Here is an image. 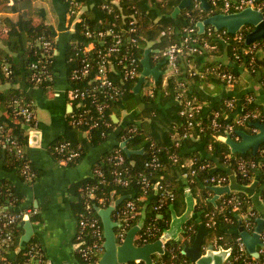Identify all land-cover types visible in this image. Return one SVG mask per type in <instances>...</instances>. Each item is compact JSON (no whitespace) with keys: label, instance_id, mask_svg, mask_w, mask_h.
I'll use <instances>...</instances> for the list:
<instances>
[{"label":"trees","instance_id":"obj_1","mask_svg":"<svg viewBox=\"0 0 264 264\" xmlns=\"http://www.w3.org/2000/svg\"><path fill=\"white\" fill-rule=\"evenodd\" d=\"M65 1L67 10L68 4ZM88 5L86 15L93 22L106 21L108 24L113 21V15L102 9V4L105 0H84ZM182 0H121L120 5L124 10V14H136L139 25L140 40L136 48V54L140 57L139 69L143 70L144 66L142 59L145 54V49L150 41H154L153 49L160 51V59L154 60L157 52L151 54V65H156L159 62L165 61L162 57V52L174 43H178L183 38V29L186 27H194L195 35L199 38L202 44L208 43L216 45V49L221 50L223 47L222 41L217 39L218 34L223 30H217L213 26H207L204 33L199 32L198 22L207 19L209 16L222 13L221 9L211 6L209 9L203 7L200 0H193L192 4L183 9L181 13L174 18L172 16L175 8ZM0 84H8L6 89L0 88V124H3L6 129H10L12 133L18 137L25 149L29 143V135L26 125L22 120L15 115L12 102L15 98L24 96L28 100H33L28 91L23 89L20 84L26 82L29 84L30 64L37 59L35 42L40 37L55 40L57 37L56 27L47 21V12L44 7L36 6L34 0H0ZM15 14L16 17H13ZM251 26H245L236 34L227 33L224 35L227 41V49L230 58L235 62V68L219 65L217 62H211L204 68L203 74L196 75L194 70L189 69L188 62L193 60L196 54L181 57L178 62V73L176 76L169 78V83L166 88L163 87V80L157 82L152 94L135 93L134 87L138 80L126 81L124 84V92L115 100H113L108 109L107 115L112 122L111 128L106 129L107 136H103L104 128L88 127L87 125H75L71 121V114L68 115V125L65 135L56 142L68 141L73 147H81L84 152L88 149L89 144H99L105 141L115 127V122L112 114L120 115L123 111L133 112L140 107L137 113V119L140 124L132 133L128 132V128L120 133V140H128V146L133 150L143 149L142 154H134L128 156L124 149L122 153L125 156V162L122 165H116L109 160V157L114 154L111 149L106 152L103 157L98 160L94 166L101 167L104 173L105 181L99 180L96 176L89 177L75 184L72 191L78 199L75 209L78 213H84L86 217H95L99 220L103 227L101 217L98 215L94 205L106 208L110 205L112 193L116 197L129 195L117 208L120 209L128 201H135L140 212L139 218L144 215V227L138 232L135 238V243L139 246L147 243L155 242L160 239L163 231L170 226L172 219L171 205L174 206L178 214H182L186 209L185 194L190 189L193 195L197 198L196 212L200 213L201 222L192 219L185 225L184 241H170L165 245V252L160 254V259H154V264H194L189 257L182 253L184 247L192 245L200 223H203L209 231L205 242L211 243L213 239H217V246L230 248L231 259H234L239 254L237 238L240 237L238 232L240 223L238 216L248 212L251 204L250 199L243 192H232L222 195L216 203L210 201L214 195L211 187V177L225 176L230 182V174L234 172L235 181L242 186H246L252 182L253 176L260 173L261 180L259 186L262 187V198L264 200V144L260 147L257 154L251 151L247 153H232L229 145L217 139V136L226 134L224 126L227 123H233L231 117L232 109L226 104L220 108L216 106L215 111L210 112L206 117L203 116V108L194 111L193 116L183 115L184 100H201L200 96L190 90V82L195 84L213 83L216 86L226 84V81L221 79L217 71H227L239 76L240 66H244L255 78L264 81V59H260L253 49V44L246 43V35L252 30ZM80 23L76 24V32L74 38L81 35ZM242 34L243 39L240 41L237 36ZM57 41L55 40V45ZM240 49L254 50L243 55L241 60L235 59V52ZM70 47H68V54ZM255 52V53H254ZM67 54V55H68ZM252 57H255L252 60ZM8 64L12 73L9 77L5 76L3 64ZM55 64H53L54 70ZM167 64L163 65V69ZM70 70L71 66L68 64ZM184 83V85H179ZM31 84V83H30ZM49 83H43L37 87H45ZM34 87V84L32 85ZM179 92L185 95L182 101L171 103L172 98L176 97ZM170 104V105H168ZM167 106V108H166ZM166 108V110H164ZM220 108V109H219ZM246 110L256 109L254 103H249L245 107ZM218 113V114H217ZM229 114V116H228ZM214 121H217L222 126L214 127ZM189 122H192L189 125ZM249 121L246 125L236 127L235 130L243 129L248 133H256V128ZM178 134V138H174ZM187 136L185 137V135ZM236 137L238 134L233 133ZM202 145V147H201ZM115 149V148H114ZM200 150L207 155H202ZM50 151L55 159L57 154L53 147ZM159 158V166L147 167L146 163L153 156ZM215 157L219 165L210 158ZM193 158L192 166L186 165V160ZM255 162L258 165L256 171L249 170L251 177L243 176L240 170V163ZM76 163V162H75ZM73 163V164H75ZM20 165V161L15 155L2 145L0 155V169L6 171H15ZM124 171L125 177L128 178L129 184L123 185L118 182L117 175L114 171ZM195 170V174L191 172ZM144 179L150 181V185L144 182ZM10 185L5 179H0V186L7 187ZM13 190L17 193L13 185ZM94 187V197H90L89 190ZM198 190H200V195ZM165 191H171L174 195V200H166L162 203L163 194ZM244 198V202L240 205V209L234 208V204L228 202L233 196ZM89 206V208L87 207ZM255 211V210H254ZM215 212L214 219L216 220L215 227L207 226L209 217L207 213ZM229 217L230 221L226 218ZM35 217H32L34 220ZM257 215L250 220L257 226ZM113 219L117 220L116 211L113 213ZM139 219V221H140ZM132 221L134 226L139 221ZM255 226V227H256ZM254 227V226H253ZM16 239L14 249L20 244L22 235L21 226L16 228ZM150 229L153 234L146 236L144 241L142 234ZM252 232L251 229H249ZM84 239L90 243L94 240L88 232ZM31 243L41 247L40 241L33 238ZM29 244V245H30ZM260 248V247H259ZM27 250L22 251L17 255V261H24L27 256ZM81 264H97L98 257H94L90 261L84 260L78 253ZM257 264H264V252L260 253L255 261ZM126 264H145V262H128ZM232 264H244L243 260L233 261Z\"/></svg>","mask_w":264,"mask_h":264},{"label":"built area","instance_id":"obj_2","mask_svg":"<svg viewBox=\"0 0 264 264\" xmlns=\"http://www.w3.org/2000/svg\"><path fill=\"white\" fill-rule=\"evenodd\" d=\"M120 1L121 0H105L102 4V9L113 15V21L108 24L103 20L100 22L89 20L86 15V10L90 5H88L86 1L66 0L68 4L67 16L69 28L72 33V38L69 42L70 52L67 55V62L71 66L69 70L70 84L66 90L69 104L72 105V111L70 113L71 121L75 125H87L89 128H104L102 132L103 136H107L105 130L112 126V122L107 115V109L110 103L124 92V84L126 81L139 80L143 74V70L139 69L140 57L136 54V48L141 37L139 35L138 19L136 18V14H138L139 11L134 10L133 13L124 14ZM208 1L211 6L213 5L221 9L222 13H237L248 7L264 12V0ZM78 23H80L81 35L78 38H74L76 24ZM195 33L196 29L194 27L184 28V35L181 41L170 45L162 52V57L165 58L167 66H170L174 70V75L178 73V62L181 57L198 54L208 48L216 49V45H210L207 42L202 44ZM227 33L229 32L223 29V32L218 34L217 39L223 43H227L224 37ZM237 39L241 41L243 39L242 34L238 35ZM55 40L57 41V37ZM55 40L47 39L44 36L36 40L35 47L38 57L30 64V74L28 76L30 80L29 85L33 83L34 87H37L40 84L49 83L53 80L54 70L52 66L56 64L57 57ZM252 44L253 49L257 52L258 49L264 47V39ZM254 50H237L234 54L235 59L241 60L243 55ZM157 53L154 60L160 59V51ZM254 58L255 57H252V60ZM3 71L6 77H9L12 73L7 63L3 64ZM217 74L229 85L236 80V75L231 72L219 70ZM147 81L148 90L146 93L152 94L157 82L151 75L145 78L141 87V92ZM179 85L182 86L184 83ZM184 95L183 92H179V94L176 95L179 102L182 101ZM195 102V99L184 100L185 106L182 114L189 117L193 116L194 111H198L199 109V106L196 105ZM226 104L229 108L234 107V103L231 101L226 102ZM12 105L15 115L22 120L27 129L31 130L38 127L33 100H28L24 96H20L14 99ZM249 121H261L264 123V114L259 110H244L238 117L234 118L233 123H227L224 126L226 134H221L217 136V138L220 137L225 139L228 136H233L236 127L244 126ZM191 124L192 122H189V125ZM213 126L221 127L222 125L214 121ZM135 130L136 127L128 128L129 133ZM186 136L187 134L185 137ZM238 137L239 136H236V138ZM2 145L5 146L10 154L15 155L20 161V165L16 168V171L20 174L22 179L27 183L36 182L39 179V173L33 167L24 145L10 129H6L3 124H0V155L2 152ZM52 147L58 155L56 161L61 167L70 166L83 156L81 147H73L68 141L55 142L51 145V148ZM114 148V154L109 157V160L116 165L124 164L125 156L121 150L123 148L120 144ZM146 165L147 167L159 166V158L156 155L153 156ZM239 167L245 177H251L249 170L256 171L258 169V165L255 162L248 163L242 161ZM191 173L195 174V170ZM114 174L117 175L118 182L123 185L129 184V180L125 177L126 173L124 171L116 170ZM93 175L99 180L105 181L101 167H95L93 169ZM144 182L150 185V181L144 179ZM210 182L214 183V185L229 184L228 178L225 176H213ZM89 191L90 197H94V187L90 188ZM166 200H174V195L171 191H165L163 194L162 203ZM21 202L20 196L13 190L11 185L7 187L0 186V264H44L46 263V255L43 248L35 243L30 244V242L27 244L26 248L22 250H27V256L24 261L16 260L17 255L22 252L17 253L16 251L20 244L14 249L16 228L19 227L21 222L26 218L32 219L35 213V210L32 208L22 209ZM228 202L233 203L234 208L240 209V205L244 202V198L235 195L230 198ZM87 207L89 208V206ZM117 208L115 209L117 217L115 221L118 223V226L115 232L117 242L120 244L126 238L128 231L133 227L131 220L139 221L140 212L136 202L132 200L128 201L120 209L117 210ZM207 215L209 217L207 226L215 227L217 224L214 219L215 212H209ZM244 216L243 225L245 229L247 231L251 229L252 232H255L256 225H254L250 219L256 216V212L248 208V212L244 213ZM226 220L230 221V218L227 217ZM79 223L80 256L86 261H90L94 257L100 259L104 253V229L100 225L99 220L95 217H86L84 213H80ZM143 227L144 225L141 229ZM88 232L94 238L90 243L84 239V236ZM152 234L150 229L146 230V232L142 234L144 241ZM261 240L262 244L257 248L259 254L264 252V232L261 235ZM211 245L217 246V239H215V242ZM237 245L239 254L236 255L234 259H231L230 255L227 264H232L233 261L239 259L243 260L244 264H257L255 262L257 257L248 252L241 236L237 238ZM160 264L165 263L161 262Z\"/></svg>","mask_w":264,"mask_h":264},{"label":"crops","instance_id":"obj_3","mask_svg":"<svg viewBox=\"0 0 264 264\" xmlns=\"http://www.w3.org/2000/svg\"><path fill=\"white\" fill-rule=\"evenodd\" d=\"M34 3L36 6L46 9L47 21L53 24L58 32L56 44L57 57L53 80L47 86L41 88L30 86L26 80L20 84L23 89L31 94L34 104L39 105L43 113L47 114L46 119L38 120L37 118V128L27 129L29 143L26 147V152L33 167L39 173V179L34 183H27L16 170L11 172L3 170V168L0 169V179H5L10 185L14 186L22 200V209L32 208L35 210L32 216L35 217L34 220L30 219L33 226L31 240L37 238L40 241L46 255L45 264H81L78 257L80 223L75 209L78 199L72 191V187L84 179L93 176L94 164L107 151L123 142L119 138L122 131L130 126L137 127L140 124V120L137 119L140 107L133 112L123 111L120 115L113 113L112 118L115 122V127L107 139L99 144H89L82 158L75 164L61 167L53 157L50 148L53 143L65 135L68 125L70 104L66 90L69 87L70 81L67 54L72 33L69 28L65 1L34 0ZM0 15L2 14L0 13ZM12 16L16 17L15 14H12ZM222 44L221 50L214 48L204 49L203 52L196 54L193 60L189 62L187 60L189 69L194 70L196 75H201L206 69L204 67L211 62L235 68L236 64L228 54L227 44L223 42ZM256 53L260 59H264V47L258 49ZM154 66L152 65V67ZM161 69L165 71V74L161 78L163 80V87L166 88L169 78L176 75H174V70L170 66L165 67V69L162 66ZM239 70L241 74L239 76L236 75V80L231 85L227 84V82L226 84L217 86L213 83L195 84L190 82V90L201 98V100H197V104L199 108L204 109V117L212 111L218 112L215 111L216 106L222 108L228 101L234 103V107L230 108L232 109L230 115L233 119L246 110L245 107L249 103H254L256 105V109L254 110H259L264 114V81L262 82L258 78L253 77L244 66H240ZM7 87H9L8 84H0L2 90ZM194 99L196 100V97ZM176 102L178 103L179 99L173 97L171 103ZM32 132H40L37 144H31L30 135ZM174 138H178V134H175ZM217 139L224 141V138L218 137ZM235 139L240 140L239 137H235ZM200 153L203 156H209L201 150ZM210 158L216 162V165H219L215 157L211 156ZM192 164L193 158L186 160L188 167ZM260 180V173L257 172L250 184L242 186L235 181V174L232 172L228 184L231 187V192H243L250 199L251 204L249 209L255 210L257 217L260 216V211L262 212L257 201L259 200L261 205H264L261 192L262 187L259 186ZM244 187L249 190H246V192ZM198 192L200 195V190ZM224 194H221L219 198ZM194 198L197 204V198L195 196ZM239 217L243 221L245 216L244 214H240ZM21 229L22 237L26 234L25 225H22ZM179 241H184V234L180 235ZM214 242L215 239L211 243L205 242V246L208 247ZM215 247L218 248V246ZM156 254L160 255L159 253Z\"/></svg>","mask_w":264,"mask_h":264},{"label":"water","instance_id":"obj_4","mask_svg":"<svg viewBox=\"0 0 264 264\" xmlns=\"http://www.w3.org/2000/svg\"><path fill=\"white\" fill-rule=\"evenodd\" d=\"M192 1L193 0H182L173 11L172 16L176 18L183 9L192 4ZM200 1L204 8L209 9L211 7L208 0ZM197 25L200 33H204L207 26H213L217 30L225 29L231 34L238 33L245 26H251L253 29L246 35V43L252 44L264 39V12L252 7H248L237 13H217L198 22ZM154 44V41H150L145 49V54L142 59L144 66L143 74L134 87V91L137 94L141 92V87L147 76L151 75L155 78L156 82H159L161 77L165 74V71L161 69V67L166 64L165 61L159 62L154 67L151 65V54L153 52H159V50L153 49ZM69 106V112L71 113L72 105L70 104ZM251 125L257 128L256 133L251 134L243 129H238L236 130V133L240 140L235 139L233 136H228L224 139L231 148L232 153H247L248 151H251L253 154H257L259 152L260 147L264 144V123L261 121H253L251 122ZM39 135L40 132L31 133V144H37ZM127 142L128 140L123 141L120 143V146L129 157L144 152L143 149H130ZM211 189L214 191V196L210 199L212 203H216L221 194L232 193L229 185H213ZM246 190L249 189L246 188L245 191ZM185 197V211L182 214H178L175 211L174 206L171 205L172 219L170 226L163 231L160 239L142 246L136 245L135 238L145 223L144 215L139 223L128 231L124 241L120 244L117 242L115 229L118 226V223L113 219V212L125 199L129 198V195L116 198L115 193H112L110 205L106 208H102L95 204L94 208L101 217L104 229V253L97 264H126L134 261H143L145 264H154L152 256L155 253L163 254L165 252L164 246L166 243L170 241H179L180 235L185 233V225L188 221L195 219L201 222L200 213L195 211L196 200L192 191L187 190ZM257 202L262 212L260 211V216L257 218L255 232H248L243 225V221L238 216L240 223L238 232L242 237L248 252L255 257H258L259 255L257 248L262 244L261 235L264 232V205H261L259 200ZM22 225H25L26 234L21 237L20 246L16 250L17 253H20L26 248L33 234V226L30 219L26 218L21 222L20 226ZM208 234L209 231L206 229L205 225L200 223L193 244L184 247L182 253L189 257L194 264H227L232 250L230 248H224L223 246H218V248H216L214 245H209L206 247L205 239Z\"/></svg>","mask_w":264,"mask_h":264},{"label":"rangeland","instance_id":"obj_5","mask_svg":"<svg viewBox=\"0 0 264 264\" xmlns=\"http://www.w3.org/2000/svg\"><path fill=\"white\" fill-rule=\"evenodd\" d=\"M1 17V16H0ZM147 83H148V81L144 84V86H143V89H142V94H147L146 93V91L148 90L147 89ZM34 111H35V114H36V118H38V120L39 119H46L47 118V114L45 115L44 113H43V111H42V109L39 107V105H37V104H34ZM154 259H156V260H159L160 259V255H158V254H154ZM45 264V263H44Z\"/></svg>","mask_w":264,"mask_h":264}]
</instances>
